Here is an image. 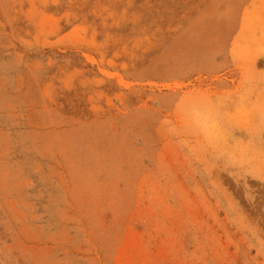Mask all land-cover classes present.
Listing matches in <instances>:
<instances>
[{
    "label": "rangeland",
    "instance_id": "1",
    "mask_svg": "<svg viewBox=\"0 0 264 264\" xmlns=\"http://www.w3.org/2000/svg\"><path fill=\"white\" fill-rule=\"evenodd\" d=\"M0 264H264V0H0Z\"/></svg>",
    "mask_w": 264,
    "mask_h": 264
}]
</instances>
